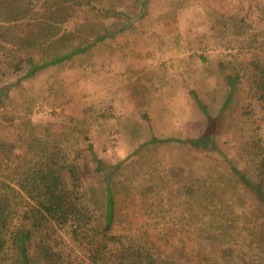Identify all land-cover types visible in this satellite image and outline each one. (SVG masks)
<instances>
[{"label": "rangeland", "instance_id": "rangeland-1", "mask_svg": "<svg viewBox=\"0 0 264 264\" xmlns=\"http://www.w3.org/2000/svg\"><path fill=\"white\" fill-rule=\"evenodd\" d=\"M88 1L125 13L130 26L123 18L76 13L67 30L78 24L125 30L8 89L0 110L7 138L18 141L21 155L43 139L79 163L91 143L104 163L118 168L114 236L179 263L264 264V211L247 190L228 182L221 157L149 142L200 136L206 119L190 93L219 115L228 91L224 77L239 75L216 139L225 157L254 177L252 144L264 145L254 69L264 63V0H147L144 9L142 0ZM7 57L0 52V83L15 80L3 63ZM186 179L215 187L199 188L205 197L198 205L186 187L177 189ZM86 188L97 190L90 180ZM224 249L229 259L221 257Z\"/></svg>", "mask_w": 264, "mask_h": 264}, {"label": "trees", "instance_id": "trees-1", "mask_svg": "<svg viewBox=\"0 0 264 264\" xmlns=\"http://www.w3.org/2000/svg\"><path fill=\"white\" fill-rule=\"evenodd\" d=\"M146 3L142 0V9ZM85 10L104 20L123 18L127 22L124 27L130 26L125 13L98 9L88 0H0V52L8 55L3 63L15 78L12 83H0V110L5 108L8 89L17 88L49 67L87 54L125 30L111 31L103 24H78L67 30L75 14ZM254 69L257 100L264 111V63ZM224 79L228 91L219 115L211 116L197 95L190 93L206 119L200 136L151 137L149 142L218 154L228 171V182L247 190L264 211V145L252 144L256 164L252 178L225 157L216 139L222 114L233 102L240 82L239 75L234 74ZM143 118L147 119L146 115ZM4 130L0 124V264H35L36 260L42 264H186L171 256L160 257L134 239L111 233L116 218L114 178L118 168L104 163L91 143L84 147L81 163L75 158L69 160L59 146L43 139L26 146L21 155L18 141L7 138ZM89 180L97 187L91 194L86 188ZM213 184L202 186L189 179L176 182L178 191L186 187L187 196L196 198L198 205L205 197L199 188L207 191L215 187ZM259 227L264 236V222ZM222 253L221 257L228 259L232 255L226 249Z\"/></svg>", "mask_w": 264, "mask_h": 264}]
</instances>
